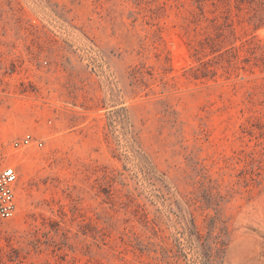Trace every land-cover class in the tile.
I'll list each match as a JSON object with an SVG mask.
<instances>
[{
    "label": "rangeland",
    "instance_id": "374dc122",
    "mask_svg": "<svg viewBox=\"0 0 264 264\" xmlns=\"http://www.w3.org/2000/svg\"><path fill=\"white\" fill-rule=\"evenodd\" d=\"M0 149V264H264V0H0Z\"/></svg>",
    "mask_w": 264,
    "mask_h": 264
},
{
    "label": "built area",
    "instance_id": "2783aa9c",
    "mask_svg": "<svg viewBox=\"0 0 264 264\" xmlns=\"http://www.w3.org/2000/svg\"><path fill=\"white\" fill-rule=\"evenodd\" d=\"M41 65L44 69H49L47 60H43ZM45 139V135L26 132L13 139L9 147L16 152L32 148L40 149L43 148ZM7 159V151L0 149V219L6 221L13 219L18 212V173L14 166L3 164Z\"/></svg>",
    "mask_w": 264,
    "mask_h": 264
},
{
    "label": "crops",
    "instance_id": "0c3cea01",
    "mask_svg": "<svg viewBox=\"0 0 264 264\" xmlns=\"http://www.w3.org/2000/svg\"><path fill=\"white\" fill-rule=\"evenodd\" d=\"M50 86V85H49ZM48 84H46V87L49 88Z\"/></svg>",
    "mask_w": 264,
    "mask_h": 264
}]
</instances>
